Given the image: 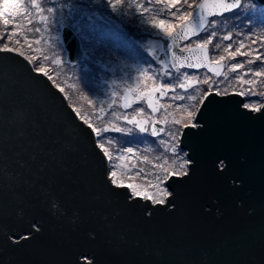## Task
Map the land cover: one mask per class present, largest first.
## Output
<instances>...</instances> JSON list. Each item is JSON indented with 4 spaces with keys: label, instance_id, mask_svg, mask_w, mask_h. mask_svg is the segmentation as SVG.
I'll return each mask as SVG.
<instances>
[{
    "label": "water",
    "instance_id": "95a60500",
    "mask_svg": "<svg viewBox=\"0 0 264 264\" xmlns=\"http://www.w3.org/2000/svg\"><path fill=\"white\" fill-rule=\"evenodd\" d=\"M216 4L207 0L206 21L239 9L221 15ZM60 37L66 61H79L76 33L63 27ZM166 40L173 71L223 73V62L189 67L203 54L181 51L188 40L179 28ZM24 57L0 53V264H83V256L92 264H264V100L252 112L240 93L204 96L195 111L202 126L179 137L189 174L170 178L172 196L153 206L111 186L95 133Z\"/></svg>",
    "mask_w": 264,
    "mask_h": 264
},
{
    "label": "rangeland",
    "instance_id": "374dc122",
    "mask_svg": "<svg viewBox=\"0 0 264 264\" xmlns=\"http://www.w3.org/2000/svg\"><path fill=\"white\" fill-rule=\"evenodd\" d=\"M35 2L38 7L32 6L33 0H20L21 12L26 8L30 13V16H16L14 23L20 27L13 29L12 24L4 26L0 23V35L4 37L0 40V47L7 42L16 52L33 57L31 63L35 69L43 65V73L51 76V81L60 90L63 89L78 116L84 121L87 119L100 131L99 141L112 153L109 171L131 168L135 174L143 169L148 179L162 176L164 173L158 165H164L167 160L168 164L164 166L170 168L172 160L178 159L181 150L178 147L177 157H173V141L169 134L177 133L176 144L179 145L182 124L187 119L188 111L195 113L209 87L215 92L218 87L220 94L240 93L245 103L260 106L264 100V75L256 77L250 71L264 65L259 61L247 63L249 59H254L255 52L231 58V53L239 47L241 40L245 45L243 52L255 49L264 53V7L253 0H242L244 7L229 15L211 19L209 23L215 21V28L207 29L181 45V48H187L186 45L193 40L206 38L210 31H215L217 35L209 50L213 57L225 56L220 77L205 70L171 69L167 59V36L161 29L153 28L152 23L158 19L177 23L173 17L176 9L169 10L156 0H112V4L116 5L115 11L108 0ZM250 4L255 7H249ZM50 7L54 9L51 13L47 11ZM177 8L181 12L188 10L183 3ZM63 27L71 28L81 42L82 57L73 64L66 61V51L60 37ZM36 28L40 31L36 32ZM13 30L18 35L9 41L8 33ZM224 35H230L232 39L223 41ZM16 40L20 43H16ZM252 40L256 43H252ZM217 44H220L219 49L215 47ZM228 44L232 48L224 51ZM159 54H164L166 58L157 61ZM238 62L243 63L244 67L232 71L231 65ZM238 77L244 81L254 80L255 83H242ZM205 79L208 83H203ZM167 84L175 87L163 92L154 91ZM180 84L184 87H179ZM155 94L159 95L158 99H154ZM125 116L146 124L147 131L140 133L136 124L124 121ZM151 123L163 125V131L155 137L149 129ZM115 127H119L121 132H116ZM105 128L109 131L104 132ZM161 139L167 143L160 144ZM129 146L135 149L134 153L125 151ZM115 164L122 167L113 169ZM135 182L146 183L144 175L138 176Z\"/></svg>",
    "mask_w": 264,
    "mask_h": 264
},
{
    "label": "snow or ice",
    "instance_id": "6c2138e0",
    "mask_svg": "<svg viewBox=\"0 0 264 264\" xmlns=\"http://www.w3.org/2000/svg\"><path fill=\"white\" fill-rule=\"evenodd\" d=\"M157 3H163L165 7L169 10L176 9V12L173 13L174 19L177 21V23H170L169 21L158 19L155 20L152 23L153 28H159L161 29L166 36L171 37L173 35V29L179 28L180 34L183 39L191 40L193 37L199 36L200 32L206 31L207 29L215 28L216 22L212 21L209 23L206 21L203 12L207 5V0H204L203 3H197V0H156ZM109 4H112V0H108ZM186 4L188 6V10H185L183 12L180 11L179 8H177V5L179 4ZM33 7H38L35 0H33ZM216 7H219L222 9L221 15H223L224 12H229L236 8L244 7V5L241 4V0H217ZM249 7H255L254 4H250ZM21 4L20 0H2V3H0V23H2L4 26H8L10 24L13 25V29L20 27V25L15 24V18L17 15L23 14L25 16H30V13L25 8L23 12H21ZM113 11L116 10V5L112 4ZM197 9L199 10L200 16H199V25L198 27H192L191 32L189 31L190 24L189 22L193 18L194 14L197 12ZM42 11V10H41ZM47 11L49 13L53 12V8H48ZM147 11V9H145ZM213 15H216V13H213ZM43 19V17H42ZM233 19H236V17H233ZM36 32H39L40 29L36 28ZM240 34V32H238ZM18 33L13 30L8 33V40L11 41L13 37H16ZM217 33L215 31H210L208 36L206 38H200L193 40L192 43H189L186 45L187 49L189 51L198 50L203 54V60L200 63H197L195 65L190 64V68H200L204 63H208L211 61L212 63H215L217 66H220L222 62L225 60L224 55H219L218 57H213L212 53L209 50V45L212 44L213 38L216 37ZM255 35V34H254ZM4 37L3 35H0V40H2ZM232 37L230 35H224L222 37L223 41H229ZM27 42V41H26ZM39 40L36 41L37 44H39ZM252 43H256L255 40L251 41ZM16 43H20L19 40H16ZM239 47L235 49L234 52L231 53V58L235 59L237 55H251L253 52H255L254 59H249L247 61L248 64H253L255 61H259L262 65H264V53H260L259 51L255 49H250L248 52H243L242 49L245 47L244 41L241 40L238 42ZM217 49L220 48V44H217L215 46ZM232 48L231 44H228L227 47L224 49V51H229V49ZM16 49L9 47L8 43H4L2 47H0V53H13ZM181 51H184V49H181ZM58 55V54H57ZM26 60L29 61V63L32 62L34 59L33 57H24ZM184 59H188L187 57ZM174 61H180L181 58L173 55ZM57 64L60 63L59 60L56 61ZM183 66V63L181 62V67ZM243 63H235L231 65V70L236 71L239 68H243ZM210 71H213L215 75L219 76L220 72L218 69H209ZM37 73L44 72V67L41 65L40 67H37L35 69ZM145 72L148 71V69H144ZM251 74L260 77L264 75V67H260L259 69H251ZM49 80H52L53 78L51 76H48ZM238 79H241L242 83L247 84H254V80H247L244 81L242 77H238ZM203 83H208V80L205 79ZM175 87L174 85L167 84V85H161L159 88H155L154 91H160L163 92L167 88ZM179 87L183 88L184 85L180 84ZM61 91L63 89L61 88ZM213 91L212 87H209L208 90L204 93L205 98L211 94ZM227 91V90H225ZM216 95H220V91L217 87ZM174 99L176 97H173ZM180 99H183V97H180ZM194 99V97H192ZM151 103V102H150ZM243 107L246 109H250L252 112H258L260 111V107L256 104H250V103H244ZM197 113H193L191 111H188L187 113V119L183 121V128H198L201 127V123L198 119H196ZM124 121H126L129 124H136V126L139 128L140 133H145L147 131L146 127L143 123L139 121H135L132 119H129L127 116L123 117ZM85 124H88V127L92 129V132L96 133V136L98 138L97 143L100 151L103 153V156L106 159V162L111 164L112 163V153H110L109 149L105 146L104 143L99 141V138L101 136L100 131H98L96 128H94L86 119ZM174 123H181V121H174ZM114 130L116 132H121V129L119 127H115ZM104 132L109 131L108 128L103 129ZM130 131V129H129ZM163 129H158L156 127L152 128V136H157L159 133H161ZM173 141V146L171 147V153L173 157H177L178 154V144H176V140L178 138L177 133H170L169 134ZM160 144H166L167 142L164 139H161L159 141ZM127 153H134L135 149L131 146L127 147L125 149ZM165 151H167V148H165ZM123 159V157H121ZM193 161L187 158V153H184L182 150H179L178 159L172 160V166L170 168H166L164 165L168 164V161L165 160L164 165H158L163 171V175H157L154 180L148 179L147 174L143 173V169H139L133 174V170L131 168L124 170V171H117V170H110L107 174V180L110 182L111 186L116 189H124L127 188L129 192V200L132 199H139L142 201H148L151 203V205H165L169 198L172 196V193L168 190V187L166 186L167 181L172 178L173 176L177 178H182L189 174L190 167L192 165ZM122 166L120 164H115L113 166V169L121 168ZM224 167H226L225 161L220 160L217 162V168L220 171L224 170ZM141 174L144 175V178L146 180V183L140 184L136 183L135 180L138 176ZM238 183V182H235ZM170 208H173L174 205L168 204ZM150 214V213H149ZM33 229L36 230V226H33ZM30 234H26L22 237V239H28ZM12 239L16 242H19V239L17 237H12ZM81 260L83 261V264H92V260L88 256L81 257Z\"/></svg>",
    "mask_w": 264,
    "mask_h": 264
},
{
    "label": "flooded vegetation",
    "instance_id": "af4514ba",
    "mask_svg": "<svg viewBox=\"0 0 264 264\" xmlns=\"http://www.w3.org/2000/svg\"><path fill=\"white\" fill-rule=\"evenodd\" d=\"M158 97H159V95H158V94H155L154 99H158ZM152 125H153L154 127L158 128V129H162V128H163V125L160 124V123H151V124L149 125V129H150V131H151V127H152ZM144 126L147 127L146 124H144ZM160 126H161L162 128H161Z\"/></svg>",
    "mask_w": 264,
    "mask_h": 264
},
{
    "label": "trees",
    "instance_id": "16d2710c",
    "mask_svg": "<svg viewBox=\"0 0 264 264\" xmlns=\"http://www.w3.org/2000/svg\"><path fill=\"white\" fill-rule=\"evenodd\" d=\"M255 2V1H254ZM256 3V2H255ZM256 4H258V3H256ZM258 5H260V4H258ZM260 6H263V5H260ZM264 7V6H263ZM234 13V12H233ZM229 15V14H228ZM202 34V33H201ZM19 53V52H18ZM21 54V53H20ZM24 56V55H23ZM32 64V63H31ZM33 65V64H32ZM35 69V68H34Z\"/></svg>",
    "mask_w": 264,
    "mask_h": 264
},
{
    "label": "bare ground",
    "instance_id": "6f19581e",
    "mask_svg": "<svg viewBox=\"0 0 264 264\" xmlns=\"http://www.w3.org/2000/svg\"><path fill=\"white\" fill-rule=\"evenodd\" d=\"M143 201L142 200H140V203H142Z\"/></svg>",
    "mask_w": 264,
    "mask_h": 264
}]
</instances>
